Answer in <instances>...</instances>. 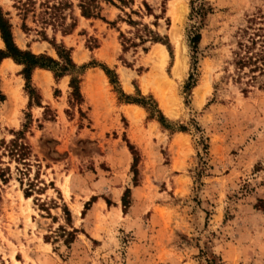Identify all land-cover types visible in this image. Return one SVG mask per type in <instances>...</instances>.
I'll list each match as a JSON object with an SVG mask.
<instances>
[{
	"label": "rangeland",
	"instance_id": "rangeland-1",
	"mask_svg": "<svg viewBox=\"0 0 264 264\" xmlns=\"http://www.w3.org/2000/svg\"><path fill=\"white\" fill-rule=\"evenodd\" d=\"M109 1L0 0L20 50L84 67L0 62V154L30 150L1 156L0 264H264V80L236 65L264 0Z\"/></svg>",
	"mask_w": 264,
	"mask_h": 264
},
{
	"label": "trees",
	"instance_id": "trees-1",
	"mask_svg": "<svg viewBox=\"0 0 264 264\" xmlns=\"http://www.w3.org/2000/svg\"><path fill=\"white\" fill-rule=\"evenodd\" d=\"M80 7L83 10V14L85 16H89L94 10L97 9V0H79ZM109 3H113L109 0H104ZM121 3H126V0H120ZM0 35L1 39L5 45V50H0V62L6 58H11L15 63L22 65L23 75L27 84L31 78V72L37 68L47 69L55 73L56 77H60L66 73L71 72L72 70L78 69L77 66L71 59L70 52L65 49H59L57 51V55L60 61H57L51 57L46 55H35L30 51H22L20 50L14 43L11 26L7 19L5 18L4 13L0 8ZM255 38H251L250 45L246 46V54L238 55V60L236 65L239 69L249 68V71L254 74L255 80H264V28H258L254 33ZM256 37L261 40V49L255 51L256 46L258 45V41ZM199 35H195L191 42L195 45L198 43ZM84 67L79 68L78 70H83ZM106 74L109 75V70H105ZM258 75H255V74ZM188 85H192L189 83ZM71 87L74 90V95L78 94V80L72 79ZM2 154H0V163L1 156H7L9 159L14 160L16 162H23L24 165L26 163L24 161L27 160L29 155V147L18 141L17 139L10 141L9 143H3L1 145ZM9 170V168H7ZM3 173L0 174V178H2ZM4 178V177H3ZM32 183L29 185V191L26 192V196H30V191L32 187Z\"/></svg>",
	"mask_w": 264,
	"mask_h": 264
},
{
	"label": "bare ground",
	"instance_id": "bare-ground-1",
	"mask_svg": "<svg viewBox=\"0 0 264 264\" xmlns=\"http://www.w3.org/2000/svg\"><path fill=\"white\" fill-rule=\"evenodd\" d=\"M0 47H3V42L0 38ZM152 57H153V61H154V64L157 65L158 67L161 65H165L166 63V60H167V51L166 49L161 46V45H157L156 48L154 49V51L151 53ZM14 63L11 59H7L3 62V65H2V68H1V72L2 73H5L7 71V69L11 66H13ZM180 65V61L177 62V67ZM180 68V67H179ZM158 69V68H156ZM160 72V71H159ZM162 72V71H161ZM102 77H104L103 74H101ZM151 76V75H150ZM149 76V77H150ZM152 77V76H151ZM154 77V75H153ZM97 79V78H96ZM143 88L145 91H147L150 87H151V81L150 83L149 82H143ZM125 89L126 91H130V87L128 85V79L125 80ZM156 95H157V98L159 99L160 101V104L162 106V108L164 109V111L171 115L173 112L171 111V108H170V103H169V99L167 98L166 95H164L161 91L159 90H156ZM130 117H132L133 115L129 114ZM133 118V117H132ZM29 201V199H27Z\"/></svg>",
	"mask_w": 264,
	"mask_h": 264
},
{
	"label": "crops",
	"instance_id": "crops-1",
	"mask_svg": "<svg viewBox=\"0 0 264 264\" xmlns=\"http://www.w3.org/2000/svg\"><path fill=\"white\" fill-rule=\"evenodd\" d=\"M5 60H7V59H5ZM5 60H4V61H5ZM132 109H133L134 111H139L138 108H132Z\"/></svg>",
	"mask_w": 264,
	"mask_h": 264
}]
</instances>
